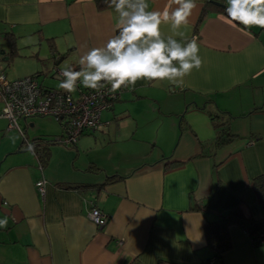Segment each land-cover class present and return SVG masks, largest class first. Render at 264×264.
I'll return each instance as SVG.
<instances>
[{
  "label": "crops",
  "instance_id": "crops-1",
  "mask_svg": "<svg viewBox=\"0 0 264 264\" xmlns=\"http://www.w3.org/2000/svg\"><path fill=\"white\" fill-rule=\"evenodd\" d=\"M148 2V10L163 9L166 0ZM196 2L181 31L197 39L203 64L182 84L138 80L124 88L96 130L73 146L46 145L44 163L25 140L60 135V123L58 131L42 127L34 118L40 116L22 119L24 140L0 117V219L8 217L0 264H264V244L248 230L264 226L250 185L264 173V111L254 110L264 105V29L228 22L212 0ZM206 2L212 7L196 31ZM115 17L94 0H0V66L9 80L34 76L61 89L48 83L59 81L53 67L79 70L80 56L116 32ZM161 31L171 35L170 23ZM7 34L17 46L10 60ZM206 100L232 116L238 136L200 153L201 142L214 136L199 108ZM130 101L151 117L119 105ZM66 184L80 187H60ZM92 206L108 217L100 228L87 218ZM234 208L247 222L228 225L231 246L215 259L204 225Z\"/></svg>",
  "mask_w": 264,
  "mask_h": 264
},
{
  "label": "clouds",
  "instance_id": "clouds-1",
  "mask_svg": "<svg viewBox=\"0 0 264 264\" xmlns=\"http://www.w3.org/2000/svg\"><path fill=\"white\" fill-rule=\"evenodd\" d=\"M106 3L116 13V32L102 46L80 56L79 70L69 66L58 71L61 89L75 92L77 82L97 93L107 85L112 92L134 88L138 80L182 84L193 69L202 67L197 39H188L181 31L198 6L196 0H166L163 9L153 10H148V0ZM224 12L228 22L246 29H264V0H226ZM166 23L172 29L167 36L161 31ZM7 226L5 216L0 219V228Z\"/></svg>",
  "mask_w": 264,
  "mask_h": 264
},
{
  "label": "built area",
  "instance_id": "built-area-1",
  "mask_svg": "<svg viewBox=\"0 0 264 264\" xmlns=\"http://www.w3.org/2000/svg\"><path fill=\"white\" fill-rule=\"evenodd\" d=\"M60 70L56 65L52 75L57 78ZM124 88L112 92L110 85L97 93L83 88L77 82V90L68 93L63 89L47 88L34 76H24L9 80L0 66V117L8 120V129L16 130L25 140V134L18 121L33 116L51 117L57 120L62 133L52 140L63 145H75L84 132H93L101 125V114L109 109L119 98ZM28 148L31 142L25 140ZM38 156L37 153H35ZM47 181L41 178L36 186L44 193ZM87 218L97 227L106 224L108 217L92 206L87 211ZM255 244H264V227L258 232Z\"/></svg>",
  "mask_w": 264,
  "mask_h": 264
},
{
  "label": "trees",
  "instance_id": "trees-1",
  "mask_svg": "<svg viewBox=\"0 0 264 264\" xmlns=\"http://www.w3.org/2000/svg\"><path fill=\"white\" fill-rule=\"evenodd\" d=\"M212 1L220 5L219 7H216V9L219 12H224L225 4L223 3V0H212ZM94 3L98 10H104L110 8L108 7L106 0H94ZM209 7H212V5L210 4V2H206L197 19V24L195 27L196 31L198 30V27L202 22V19L204 18L206 10L209 9ZM6 39L8 44V53H7L8 58L6 57V59L10 60L13 56L17 54V46L12 34L11 35L7 34ZM46 40L48 41L49 48L53 51L51 53L53 54V56H55L56 52L53 41L51 40V38L49 39L47 38ZM199 108L206 112L214 132V136L212 139L205 142H201L200 153L202 152L206 153L205 150L207 151L211 149L213 150L221 145H224L232 141L238 136V134L235 133L230 126L232 116L227 111L218 109L214 105L212 100H208V101L206 100V102H204L201 106H199ZM254 110L264 111V105L254 108ZM54 137L56 136H53L48 140L41 139L39 137L33 139L31 143L32 149L34 150L35 153L38 154L37 157L40 159L41 163H44L47 159L48 153L46 150V145L55 144V142H53L52 140ZM110 178H112V176H108L107 180H109ZM250 185L257 196L260 206L264 208V173H261L257 175L255 178H253L252 181L250 182ZM77 186L66 184V185H61L60 187L64 189H79L80 186L78 187ZM233 221L239 223L247 222L246 219L243 217L242 213L239 211V209L234 208L230 212L221 215L217 220L211 222L208 221L204 225V230L207 236V244L213 250L215 259H220L221 254L224 251L228 250L231 246L227 227ZM262 227H264L262 226V223H254L248 229L250 231L253 241L255 240L258 232L262 230ZM159 263L176 264V263L164 262V261H160Z\"/></svg>",
  "mask_w": 264,
  "mask_h": 264
},
{
  "label": "rangeland",
  "instance_id": "rangeland-1",
  "mask_svg": "<svg viewBox=\"0 0 264 264\" xmlns=\"http://www.w3.org/2000/svg\"><path fill=\"white\" fill-rule=\"evenodd\" d=\"M21 42L23 40H20ZM2 44V43H1ZM42 46H45L44 43L41 44ZM1 51V50H0ZM10 79V78H8ZM49 84H53V85H56L59 83V81H56V80H48ZM52 81V82H51ZM42 84L44 85H48L46 82H42ZM59 85V84H58ZM51 86V85H50ZM49 86V87H50ZM54 87H59V86H54ZM124 103V105H126L130 110L131 112L135 113V114H138L139 112L141 113V116L144 118V120H148L150 117H151V113L149 112L148 113V110H141L140 107L142 106L141 104H137L136 102L134 101H130V102H122L120 103L119 105L121 106L122 104ZM36 120H38V123L40 122V125L42 127H52L53 129H58V131H60V126H59V123L54 120V119H51V118H46V117H34ZM33 118V119H34ZM20 127L22 128L23 125H24V121L22 119H20L18 121ZM18 134V133H17ZM19 135V134H18ZM21 136V135H20ZM22 137V136H21ZM59 145H63L61 143H58ZM63 146H66V145H63Z\"/></svg>",
  "mask_w": 264,
  "mask_h": 264
},
{
  "label": "water",
  "instance_id": "water-1",
  "mask_svg": "<svg viewBox=\"0 0 264 264\" xmlns=\"http://www.w3.org/2000/svg\"><path fill=\"white\" fill-rule=\"evenodd\" d=\"M3 53H4L3 51L0 52V54H3Z\"/></svg>",
  "mask_w": 264,
  "mask_h": 264
}]
</instances>
